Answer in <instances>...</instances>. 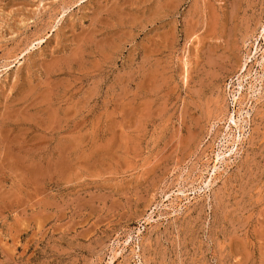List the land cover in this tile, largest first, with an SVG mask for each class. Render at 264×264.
<instances>
[{
  "label": "rangeland",
  "instance_id": "374dc122",
  "mask_svg": "<svg viewBox=\"0 0 264 264\" xmlns=\"http://www.w3.org/2000/svg\"><path fill=\"white\" fill-rule=\"evenodd\" d=\"M0 264H264V0H0Z\"/></svg>",
  "mask_w": 264,
  "mask_h": 264
},
{
  "label": "bare ground",
  "instance_id": "6f19581e",
  "mask_svg": "<svg viewBox=\"0 0 264 264\" xmlns=\"http://www.w3.org/2000/svg\"><path fill=\"white\" fill-rule=\"evenodd\" d=\"M240 86H242V85H240ZM241 88V87H240ZM241 91H242V89H241ZM240 92V91H239ZM230 120L232 121L233 120V118H231L230 117ZM235 120V119H234ZM231 121H230V123H231ZM233 122V121H232ZM234 124H235V122H233ZM226 140V139H225ZM221 155H222V153H221ZM219 157H220V155H219ZM219 157H218V159H219ZM218 159H217V161H218ZM220 160V159H219ZM217 163V162H216ZM215 170V169H214ZM178 194V193H177ZM167 198V197H166Z\"/></svg>",
  "mask_w": 264,
  "mask_h": 264
}]
</instances>
